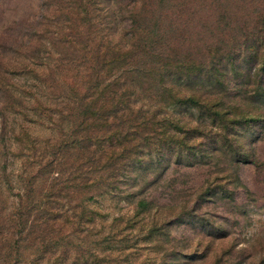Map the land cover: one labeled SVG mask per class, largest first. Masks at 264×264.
<instances>
[{
  "label": "trees",
  "instance_id": "trees-1",
  "mask_svg": "<svg viewBox=\"0 0 264 264\" xmlns=\"http://www.w3.org/2000/svg\"><path fill=\"white\" fill-rule=\"evenodd\" d=\"M2 26L0 264L206 258L170 228L247 187L264 0H38Z\"/></svg>",
  "mask_w": 264,
  "mask_h": 264
},
{
  "label": "rangeland",
  "instance_id": "rangeland-1",
  "mask_svg": "<svg viewBox=\"0 0 264 264\" xmlns=\"http://www.w3.org/2000/svg\"><path fill=\"white\" fill-rule=\"evenodd\" d=\"M37 1L0 0V10L4 9L5 12L11 5H18L17 10H9L6 17L0 18L3 19L0 28L13 14L23 13ZM221 3L223 5L224 1ZM251 140L252 137L245 138L250 150L253 146ZM256 147V155H252L255 163L245 166L241 171L242 180L247 187L241 186L236 180L228 183L227 189L237 194L235 202L232 199L208 198L199 207L198 214L186 218L182 225L176 223L170 228L172 235L181 241V246H186L185 253L188 256L182 255V259L194 263L193 258H202L201 254H205L206 258L198 264H264V138ZM172 175L178 174L173 171ZM204 178L198 175V183L201 184ZM226 181L227 179H223L222 183ZM220 226L231 234L223 239L213 235ZM191 253L198 255L191 257Z\"/></svg>",
  "mask_w": 264,
  "mask_h": 264
}]
</instances>
